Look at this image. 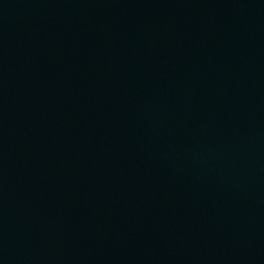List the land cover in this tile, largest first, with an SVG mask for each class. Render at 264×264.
<instances>
[{
	"label": "water",
	"instance_id": "water-1",
	"mask_svg": "<svg viewBox=\"0 0 264 264\" xmlns=\"http://www.w3.org/2000/svg\"><path fill=\"white\" fill-rule=\"evenodd\" d=\"M0 199L44 264H264V0H0Z\"/></svg>",
	"mask_w": 264,
	"mask_h": 264
}]
</instances>
